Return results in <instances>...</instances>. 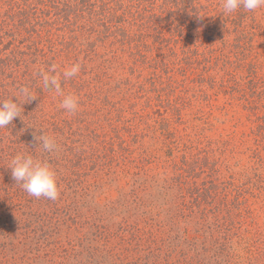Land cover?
<instances>
[{
  "label": "trees",
  "instance_id": "trees-1",
  "mask_svg": "<svg viewBox=\"0 0 264 264\" xmlns=\"http://www.w3.org/2000/svg\"><path fill=\"white\" fill-rule=\"evenodd\" d=\"M258 11L226 15L222 0H0V100L23 103L21 86L35 96L0 128V264L21 262L37 236L36 252L70 245L78 264H264ZM76 62L75 77L61 76L64 93L79 97L70 115L38 72ZM218 95L257 123L251 174L222 158L250 135H222L219 153L198 150L185 116ZM41 134L55 137V152L41 149ZM17 153L51 165L56 201L16 184ZM95 191L101 211L85 210Z\"/></svg>",
  "mask_w": 264,
  "mask_h": 264
},
{
  "label": "rangeland",
  "instance_id": "rangeland-1",
  "mask_svg": "<svg viewBox=\"0 0 264 264\" xmlns=\"http://www.w3.org/2000/svg\"><path fill=\"white\" fill-rule=\"evenodd\" d=\"M257 16L261 20L260 25L263 27V31L261 29L260 32H256V36L253 39V52L257 53L260 59V62L264 65V15L262 11H258ZM255 55V54H252ZM264 74V68L261 72V76ZM189 87H191V84H188ZM264 96V95H263ZM212 105L210 104L209 107L207 105L205 108H201L200 105L198 106V115H195V111L192 112L191 115L187 114L185 116L186 120L188 121L190 126H195V128L198 131V150H203V145H207L205 149L209 150V152H217L219 153L220 145L216 144V141L220 139L222 135L231 134L234 132L235 134L241 135H247L249 136L251 131H254V128L256 127L257 123H253L249 121V112L245 111L237 101H232L230 103V95L223 96L218 95L216 97H212ZM230 103V104H229ZM262 105H264V101H262ZM202 109V113H199V110ZM259 117H264V109H261L257 112ZM195 118V119H194ZM252 120L255 121V119L252 117ZM253 137L250 135V137L246 138V141L244 144H242L240 147L235 150V152H231V150H227L224 153V157L229 165L233 167V171H241L242 169L247 168L249 170L248 173H252L250 171V167L253 166L254 161L251 160V151L250 149L254 148L253 146ZM201 143V145H200ZM262 157L264 159V153L262 152ZM241 161L239 166L235 167L237 161ZM240 179V178H239ZM242 180L244 178H241ZM246 179V178H245ZM264 180V178H263ZM262 194V200H264V191ZM104 199V195H101L100 193L92 192L91 195L87 198L88 202L85 201V210H89V207H92L94 210L101 211V209L95 204V200L97 199ZM259 205H256V208H258ZM115 213V212H114ZM260 224L263 227L264 226V213H262L260 217ZM67 226H63L62 230L66 231ZM13 234V232H11ZM38 236L35 237V239L32 240V249L35 247V250H37V247L39 244L38 242ZM20 240V238H19ZM57 240L58 237H57ZM7 239H0V253L2 252L3 244L7 243ZM53 243V240H47L45 242L46 246L48 245V250L54 246L50 245ZM7 247V246H6ZM67 247V254L64 253H57L55 255L49 256L48 254L44 253L43 251H31L27 257H25L24 261L18 260L21 262H17L16 264H78V262L81 260V256H76V253L73 251L70 245ZM77 247H75L76 249ZM9 248L7 247L6 252L8 254V257H11L9 252ZM77 250V249H76ZM2 254V253H1ZM21 257V256H20ZM21 259V258H20ZM29 259V261H27Z\"/></svg>",
  "mask_w": 264,
  "mask_h": 264
},
{
  "label": "clouds",
  "instance_id": "clouds-1",
  "mask_svg": "<svg viewBox=\"0 0 264 264\" xmlns=\"http://www.w3.org/2000/svg\"><path fill=\"white\" fill-rule=\"evenodd\" d=\"M243 8L249 12L264 8V0H222L224 14H232L238 9ZM81 70L79 62L69 65L61 74H57L55 66L49 71H40L38 75L42 79L45 89H54L62 97L60 107L68 114L74 115L79 110V97L64 93L61 85V76L64 80H70ZM19 96L24 98L23 103H19L15 97L0 100V128L7 127L15 118L21 117L22 105L34 99L31 89L21 86L18 89ZM37 139V137H36ZM39 146L44 152L52 153L58 148L54 136L41 134L38 136ZM13 180L30 196L35 198H46L56 201L59 198L60 190L58 187L57 175L51 165L42 159L35 158L31 154L17 153L11 158L9 167Z\"/></svg>",
  "mask_w": 264,
  "mask_h": 264
}]
</instances>
